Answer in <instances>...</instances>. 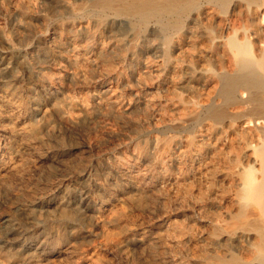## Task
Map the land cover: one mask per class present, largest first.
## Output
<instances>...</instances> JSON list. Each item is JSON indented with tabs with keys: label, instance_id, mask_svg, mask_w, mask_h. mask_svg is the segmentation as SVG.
Instances as JSON below:
<instances>
[{
	"label": "bare ground",
	"instance_id": "bare-ground-1",
	"mask_svg": "<svg viewBox=\"0 0 264 264\" xmlns=\"http://www.w3.org/2000/svg\"><path fill=\"white\" fill-rule=\"evenodd\" d=\"M47 13L67 22L44 38ZM10 16L0 264H264V0H22ZM95 71L90 106L72 91ZM99 115L128 152L66 145Z\"/></svg>",
	"mask_w": 264,
	"mask_h": 264
},
{
	"label": "rangeland",
	"instance_id": "rangeland-1",
	"mask_svg": "<svg viewBox=\"0 0 264 264\" xmlns=\"http://www.w3.org/2000/svg\"><path fill=\"white\" fill-rule=\"evenodd\" d=\"M15 1L16 0H12V2L14 3V6L12 5L13 4L12 2L8 7H7L8 4H5V5L0 4V6H1L0 11L3 10V8H4V10L6 9V11L3 12V14L0 13V28L5 30L6 32L11 30V16L10 15L15 10H18L20 7V4L22 3V0H18L16 2ZM16 3H17V8L15 6ZM6 13H8V14H6ZM44 16H45V14H44ZM45 18H46L47 24L44 27V32L47 30L48 33H46V32L44 33V38H47L50 34H52V31L56 25L62 24L63 22H67V19L58 18V17L56 18V17L51 16L49 13L46 14ZM102 84H103L102 79L100 78L98 73L95 71V72L90 74L88 84L75 86L73 88L72 92L77 97L78 96L79 97H85L87 99L88 104L90 106H92L93 105V96L102 91L101 90L103 88ZM90 89H92V90L90 91ZM78 92H80V93H78ZM110 129L115 131V132H119V133L124 132V129H122V127L120 125H118L117 122H115V121L113 122V121L109 120L105 115H99L96 117L95 121L91 125L84 126L83 128H77V129L69 132L67 135L68 141H66V145H68L69 147L71 146L74 149V151L79 155L80 158L87 156L86 152L89 150L88 148L90 147L93 150V153L95 154V155L94 154H92V155H93L94 160H96V161H98V160L102 161L103 159L105 160L106 158L107 159L112 158L113 155L116 153H119V151L128 152V151H126V148H124V147L121 149L115 150L116 146H117V148H120L118 146L119 141H117L113 138H109L108 133L111 132ZM98 142H99V144H98ZM93 158H92V160H93ZM84 166H85V163L81 164L82 169L85 168ZM99 178H103L100 173H99ZM67 180L69 181V183H73V185H76V183H75L76 178L68 177ZM77 181H78V183L80 182V184H82L81 183L82 181H80V180H77ZM79 194H80V192L77 193V196H76L77 198L79 197ZM148 216H149L148 214L144 215L145 219H146V217L148 218V219H146L147 221L151 219L150 216L149 217ZM90 225L88 226V228H90L88 230L94 232L95 227L93 226V224H90ZM104 254L106 257L104 256ZM101 255L104 257V260H106L108 262V264H124L123 261H121V259L119 258V255H117V253H115V252L112 253L110 251H102ZM111 258L113 259L112 260L113 262L111 261Z\"/></svg>",
	"mask_w": 264,
	"mask_h": 264
}]
</instances>
